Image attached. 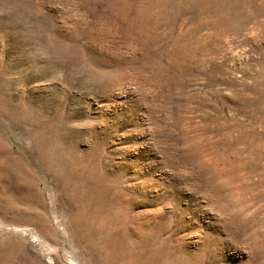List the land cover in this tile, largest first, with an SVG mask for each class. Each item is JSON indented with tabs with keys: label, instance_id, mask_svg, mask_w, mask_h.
<instances>
[{
	"label": "rangeland",
	"instance_id": "rangeland-1",
	"mask_svg": "<svg viewBox=\"0 0 264 264\" xmlns=\"http://www.w3.org/2000/svg\"><path fill=\"white\" fill-rule=\"evenodd\" d=\"M0 167V264H264V0H0Z\"/></svg>",
	"mask_w": 264,
	"mask_h": 264
},
{
	"label": "bare ground",
	"instance_id": "bare-ground-1",
	"mask_svg": "<svg viewBox=\"0 0 264 264\" xmlns=\"http://www.w3.org/2000/svg\"><path fill=\"white\" fill-rule=\"evenodd\" d=\"M1 167H4V166H1ZM1 167H0V168H1ZM15 167H16V166H15ZM15 167H14V168H15ZM5 168H7V167H4V169H5ZM10 168H11V167H10ZM10 168L6 169V172H7V170H9ZM12 171L15 173L14 169H13ZM17 175H18V174H17ZM19 177H20V180H21V176H19ZM22 182H23V181H22ZM25 196H26V194H25ZM35 201H36V200H35ZM35 201H34V202H35ZM22 202H23V201H22ZM29 204H32V203L29 202ZM32 210H33V209H32ZM39 219H40V217H39ZM42 219H43V217L41 218V220H42ZM44 221H45V220H44Z\"/></svg>",
	"mask_w": 264,
	"mask_h": 264
}]
</instances>
